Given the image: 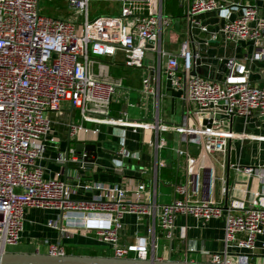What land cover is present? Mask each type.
<instances>
[{
    "label": "built area",
    "instance_id": "built-area-1",
    "mask_svg": "<svg viewBox=\"0 0 264 264\" xmlns=\"http://www.w3.org/2000/svg\"><path fill=\"white\" fill-rule=\"evenodd\" d=\"M41 1L0 0V249L20 243L26 209L36 208L59 212L60 221L49 219L47 225L67 237L86 232L109 245L117 258L147 259L160 248L158 228L172 241L176 220L184 215L201 225L223 220V248L211 254L210 262L264 264V86L252 82L250 66L264 59L260 7L252 0H189L182 18L187 39L178 52H171L164 48L163 34L177 18L164 12L162 0H117L118 14L93 18L92 0H64L71 11L68 17L42 14ZM233 10L241 13L231 17ZM214 11H220L224 23L213 39L232 45L250 42L255 48L248 60L227 58L222 80L193 73L195 31L212 32L199 16ZM118 53L125 66L152 71L142 79L140 92L146 101L154 96L158 103L163 74L173 90H183L180 123L158 114L141 120L131 119L126 111L111 114L124 81L112 76L103 59ZM69 109L68 139L77 142L97 141L103 125L149 130L157 157L164 146L161 133L180 134L184 146L177 154L185 158L186 176L176 184L174 199L159 204L148 196L144 181L126 175L118 183L87 182L81 173L63 180L68 162H81L82 168L87 164L86 152L78 155L75 147L57 151L52 162L61 169L46 161L47 152L58 150L62 140L50 114ZM247 143L257 144L259 154L245 164L239 152ZM119 156L123 161L134 157L124 144ZM211 158L220 162V176ZM80 193L91 197L76 198ZM127 215L153 218L146 235L137 233L130 243L122 242L120 233ZM45 242L48 254L65 255L60 242Z\"/></svg>",
    "mask_w": 264,
    "mask_h": 264
},
{
    "label": "crops",
    "instance_id": "crops-1",
    "mask_svg": "<svg viewBox=\"0 0 264 264\" xmlns=\"http://www.w3.org/2000/svg\"><path fill=\"white\" fill-rule=\"evenodd\" d=\"M230 1L238 2L240 0ZM252 1L260 7L264 16V0ZM188 2L189 0H162L164 12L176 17L175 25L180 23L181 28L180 34H171L172 44L177 45L175 50L166 49L164 35L167 32L163 34L164 48L171 52H178L181 43L187 39L186 23L182 18ZM238 13L241 12L233 10L231 17L237 16ZM70 14L71 12L64 17H68ZM178 18H181V20H178ZM199 19L204 24L210 25L212 32H201L199 29L195 31V41L194 43L191 41V46L196 50L198 56L193 71L198 75L222 80L228 70L227 58L236 55L241 60H248L254 53V45L250 42L232 45L226 44L221 38L213 39L214 33L224 23L220 11L201 14ZM120 55L123 56L122 53H118L116 56L108 58L114 61L113 63L108 61L112 76L122 78L124 81V87L120 88L115 95L111 114L120 116L122 112L126 111L128 116L135 120L154 118L158 114L161 119L167 122L180 123L183 120L184 112L183 90H173L163 74L158 87L160 92L158 103H155L154 96H150L146 101L142 97L140 89L143 77L151 76L152 71L149 68H132V71L141 70L142 75L134 72L124 75L122 73L123 68L118 66L121 64L117 63L118 60L115 59ZM250 66L252 82L264 86V59L254 60ZM50 116L53 129L56 134L61 136L62 140L59 143L58 150L50 149L47 152L48 159L46 161L58 170L61 169V166L52 161H54L57 151H66L69 147L68 131L72 110L52 112ZM76 117L74 116V119ZM161 137L164 140V146L158 150L156 157V150L149 144L152 141L151 131L140 129L135 131L132 128L103 125L98 140L94 142L97 144L98 153L95 162H87L84 168L65 167L62 179L70 180L73 175L81 173L83 180L87 182L118 183L123 175H126L144 181L148 187V196L155 199L159 204L169 203L176 196V184L183 181L186 176L185 158H179L177 154V148L181 145L184 146V144L181 143L180 134L175 132L164 131L161 133ZM173 142L175 145L170 147V143ZM122 144L134 157L125 161L123 159L119 160V150ZM75 145L76 143L72 142L70 147H75ZM164 150H166L165 154L163 153ZM190 150L196 153L194 145H190ZM239 160L245 164L249 163L243 160L241 155ZM211 163L214 165L212 158ZM215 196L217 197L216 193ZM75 197L78 199L90 198L91 194L80 193ZM59 214L54 210L27 208L23 238L16 245L7 246L6 250L8 252L48 253L49 243L45 242L47 239L50 243L60 242L65 255L109 256L106 253L109 245L99 241L91 234L81 231L67 237L59 229L49 227L47 225L48 220L60 221ZM152 222L153 218L147 215L139 216V218L135 215H127L123 220V228L120 230L122 242H132L137 233L145 236L147 228ZM157 236L159 240L168 242L165 243L164 241L162 243L161 251L160 253L159 250L157 251L156 258L211 261V254L223 248V220L212 219L206 225H201L192 216L180 215L176 220L172 241L167 239L159 228Z\"/></svg>",
    "mask_w": 264,
    "mask_h": 264
},
{
    "label": "water",
    "instance_id": "water-1",
    "mask_svg": "<svg viewBox=\"0 0 264 264\" xmlns=\"http://www.w3.org/2000/svg\"><path fill=\"white\" fill-rule=\"evenodd\" d=\"M195 74L196 72L193 71ZM75 142V149L78 155L86 152L84 160L86 162H95L97 157V144L94 142H77L76 140L68 139V150L70 144ZM236 151L233 149L231 153V161L235 162ZM89 165V164H88ZM70 166L80 167L81 162H68L65 167ZM0 261L4 264H219L210 261H189V260H174L159 259L151 256L147 259L140 258H117L115 256H88V255H51L48 253H22L8 252L0 249ZM223 264V263H222Z\"/></svg>",
    "mask_w": 264,
    "mask_h": 264
},
{
    "label": "rangeland",
    "instance_id": "rangeland-1",
    "mask_svg": "<svg viewBox=\"0 0 264 264\" xmlns=\"http://www.w3.org/2000/svg\"><path fill=\"white\" fill-rule=\"evenodd\" d=\"M41 13L45 14V15H50V16H67L71 11L68 8V3L64 0H42L41 1ZM121 9V3L117 0H92L91 4H90V12H91V17H95L101 14H118L120 12ZM179 20H181V18H179ZM172 33H176V34H180L181 33V28H180V23L177 25H173V27L168 30V32L164 35V43H165V47L166 49L169 50H175L176 49V44H172V37L171 34ZM117 61V63H120L121 68H123V74L126 75V73H131L134 72L135 74L138 75H142V71L141 70H133L131 67H127L125 66L124 63V57L123 56H118L117 58H115ZM103 60L105 61H109L111 63H113V60H110L108 58H104ZM112 67L114 65H111ZM116 67V66H114ZM128 68V69H127ZM260 124L262 126H264V122H260ZM248 144V143H247ZM175 143H170V147L174 146ZM163 153H166V150L163 151ZM263 155L264 153L261 152ZM239 154L241 156H243V160H245L246 162H250L253 161L255 159H257L258 154H259V147L258 145H247V148L244 149L243 152H239ZM214 161V166L216 169V174L217 176H220L222 174V168L220 166V162L218 161V159H213ZM216 195L218 196L219 193V183H217V187H216ZM166 240H159V246L161 247L162 243ZM108 247V246H107ZM159 253L161 251V248L158 249ZM106 253L109 254V256H113V251L112 248L109 246L106 250Z\"/></svg>",
    "mask_w": 264,
    "mask_h": 264
}]
</instances>
